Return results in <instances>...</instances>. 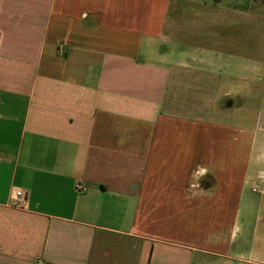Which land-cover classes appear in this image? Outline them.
<instances>
[{
	"label": "crops",
	"instance_id": "1",
	"mask_svg": "<svg viewBox=\"0 0 264 264\" xmlns=\"http://www.w3.org/2000/svg\"><path fill=\"white\" fill-rule=\"evenodd\" d=\"M172 2L0 0V264H206L199 254L234 247L237 227L215 235L221 251L167 228L174 206L236 218L245 202L244 186L232 198L180 179L189 136L169 125L227 124L222 93L252 70L225 74L222 90L235 34L222 45L216 26L171 18ZM189 155L195 174L209 170L205 153ZM250 162L244 173L259 178ZM16 189L26 208L10 204Z\"/></svg>",
	"mask_w": 264,
	"mask_h": 264
},
{
	"label": "rangeland",
	"instance_id": "2",
	"mask_svg": "<svg viewBox=\"0 0 264 264\" xmlns=\"http://www.w3.org/2000/svg\"><path fill=\"white\" fill-rule=\"evenodd\" d=\"M171 18L193 25L216 26V37L213 34L214 30H211L210 35L221 38L222 45L227 43L226 40H222L224 34H235L233 37L236 39L231 41L229 58L221 61L222 90L229 88L225 84L224 77L227 73L238 74L241 69L247 67L251 68L253 77L252 81L247 80L243 83L245 87H251L250 93L239 92V86L244 87L239 83L235 89H232L236 93H222L225 98H222L220 105L221 121L227 124L215 130H211L208 126L203 129L190 122L177 124L172 122L169 125L172 128L171 132H183L189 136L186 146L188 155L183 156L180 162V166L183 167L179 174L180 179L195 183L194 190L204 188L206 195H221L226 191L232 198L238 197L241 187L244 186L241 193V197L245 200L243 213L236 218L227 215L221 217V214H217V208L212 207L211 204L206 207L215 213H208L205 208L203 212L200 208L198 212L192 213L189 208L184 209V206H179L180 209L174 206L167 228L172 229L175 235L183 234L184 240L197 235L202 238L200 245L204 244V241L209 243L204 244L203 248L221 251L215 248L218 242L215 235L218 236L220 233L221 239L228 241L232 227H237L238 231L232 237L235 245L231 250H227L224 259L214 258L209 254H199V260L206 264H214L217 261L225 264L264 263V206L259 212L260 196L264 201V195L259 191H251L253 186L257 188L256 190L264 191V0H173ZM228 22L235 25L231 24L232 27H228ZM209 42L213 44L212 41ZM194 45L190 42V46ZM192 134L198 135V139L193 140ZM169 143L165 141L164 145L168 146ZM229 149H233L234 152L230 159L224 156ZM199 152L205 153L204 158H200L199 164L209 165V170L195 174L200 165L189 154ZM251 153L252 157L249 156ZM210 154L214 156H209ZM157 158L164 160V157L157 156ZM249 160L251 166L263 171L258 174L259 178L253 176L255 170L250 172L252 178H249L251 175H248L250 174L248 171L244 173ZM229 162L231 165L228 167ZM156 176L159 177L158 174ZM245 177L249 178L246 182H244ZM217 186L218 189L215 190ZM222 186L223 188H219ZM228 208L232 212L235 204H228ZM213 218L214 225L211 222ZM218 220L220 223L217 225Z\"/></svg>",
	"mask_w": 264,
	"mask_h": 264
},
{
	"label": "built area",
	"instance_id": "3",
	"mask_svg": "<svg viewBox=\"0 0 264 264\" xmlns=\"http://www.w3.org/2000/svg\"><path fill=\"white\" fill-rule=\"evenodd\" d=\"M76 189L78 190H83L84 187L83 186H80V185H77L76 186ZM257 188H255V186H253L251 188V191L252 192H258L261 193L262 195H264V191L262 190H256ZM27 192L24 190V189H16L14 190L13 192V197H12V200L10 202V204L12 206H15V207H18V208H26L27 206Z\"/></svg>",
	"mask_w": 264,
	"mask_h": 264
}]
</instances>
